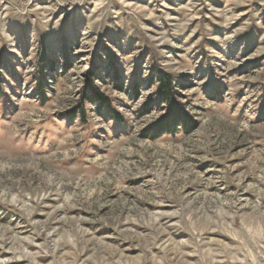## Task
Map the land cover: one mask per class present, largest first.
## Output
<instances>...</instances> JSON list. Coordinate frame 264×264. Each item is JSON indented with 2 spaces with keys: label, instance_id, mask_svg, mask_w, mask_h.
I'll list each match as a JSON object with an SVG mask.
<instances>
[{
  "label": "rangeland",
  "instance_id": "374dc122",
  "mask_svg": "<svg viewBox=\"0 0 264 264\" xmlns=\"http://www.w3.org/2000/svg\"><path fill=\"white\" fill-rule=\"evenodd\" d=\"M0 264H264V0H0Z\"/></svg>",
  "mask_w": 264,
  "mask_h": 264
},
{
  "label": "trees",
  "instance_id": "16d2710c",
  "mask_svg": "<svg viewBox=\"0 0 264 264\" xmlns=\"http://www.w3.org/2000/svg\"><path fill=\"white\" fill-rule=\"evenodd\" d=\"M154 83L157 86L156 95L168 111L159 125L152 129L154 138L162 134H174L178 127L186 133L191 132L194 129V122L184 112L183 107L175 102L176 93L172 85L173 78L169 74L159 72L156 74ZM83 100L84 103L97 104L98 108L102 109L108 117L112 116L113 112L108 99L94 86L89 85L85 88Z\"/></svg>",
  "mask_w": 264,
  "mask_h": 264
}]
</instances>
